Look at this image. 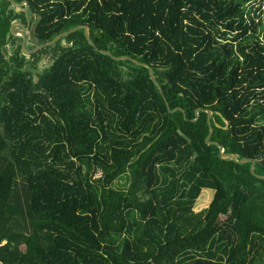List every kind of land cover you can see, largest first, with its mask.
<instances>
[{
    "label": "trees",
    "instance_id": "obj_1",
    "mask_svg": "<svg viewBox=\"0 0 264 264\" xmlns=\"http://www.w3.org/2000/svg\"><path fill=\"white\" fill-rule=\"evenodd\" d=\"M21 1L34 46L85 25L185 117L82 29L23 54L0 0V264H264V180L193 121L264 176L255 0Z\"/></svg>",
    "mask_w": 264,
    "mask_h": 264
},
{
    "label": "water",
    "instance_id": "obj_2",
    "mask_svg": "<svg viewBox=\"0 0 264 264\" xmlns=\"http://www.w3.org/2000/svg\"><path fill=\"white\" fill-rule=\"evenodd\" d=\"M7 1L9 2L10 6L15 9V11H19L20 7L23 6L22 11H23V14H24V17H25V20H26V25L23 26L20 22H17V21H13L9 25V30H10L11 34L19 35L21 37L20 48H21V52L23 54L34 53V52L38 51L39 49H41L43 47H47V46H50L52 44H55L58 40H60V39H62L64 37H67L68 35L72 34V32H74L76 30L82 29V33H83L84 39L86 40L88 45L90 47H93L98 53L106 55V56L110 57L111 59H113L114 61L128 60V61H131L133 64H135L137 66L145 67L148 70V76H149L150 81L153 83L154 86H156V88L158 89V91L162 95V97H163V99L165 101L167 110L169 111V113H174L175 111H181L183 113V116L185 117V112L181 108H174L172 110L170 109V107H169V105H168V103H167V101H166V99H165V97L163 95L162 88L159 86V84L155 80V77L153 75V70H152V68L149 65H147L145 63L138 62L136 59L131 58L129 56L115 57L110 52H108L106 50H99L95 46V44H93L91 42V40L89 38V35H88L87 26H85V25L84 26H81V25L75 26V27H73L72 29H70L68 31H65V32H62V33L58 34L51 41H46V42L37 44L31 49H25L24 48L25 32H27V30H29V28H30L29 16H27V4H26L25 1H21L18 4L14 3L12 0H7ZM13 27H18V29L14 30ZM201 110H204L205 113H206L205 121H206V124L208 126V134L204 138L205 144H213V145H215L217 147V152H218L219 157L226 158V159H231V160H233L236 163L250 162L249 170H250L251 175L254 176L256 179L264 180V176L256 175V173L254 172V161L253 160H250L247 157L238 158L232 152H225L224 148H223V145L221 143H218L217 141H214V140H209V137H210V135L212 133V130H213V127H212L211 122H210L211 111L209 109H202V108L196 109L195 110V118L193 119V121L196 120L197 114ZM212 124H213V126H218V124L215 121H212Z\"/></svg>",
    "mask_w": 264,
    "mask_h": 264
},
{
    "label": "rangeland",
    "instance_id": "obj_3",
    "mask_svg": "<svg viewBox=\"0 0 264 264\" xmlns=\"http://www.w3.org/2000/svg\"><path fill=\"white\" fill-rule=\"evenodd\" d=\"M260 3H261V0H255V2H254V6H253L254 10H253L252 16L254 18L255 23H257L258 21H260L264 18V14H262V12L256 10V7L259 6ZM263 9H264V4H262L261 11H263ZM36 21H37V18L34 19V23H33V25L30 26V29L27 30V32H25V34L27 33V36H29L27 38L25 37V41H24V48L25 49H31L34 46L35 41L32 37V28H33L34 24L36 23ZM13 29H18V28L13 27ZM48 62H49L48 59L41 60L39 62V68L38 69L40 70L43 67H45L46 65H48ZM118 183H122V181H119ZM212 194H213V191L210 189H201L197 199L194 202L193 211L198 212V211L203 210L208 205L209 201L211 200Z\"/></svg>",
    "mask_w": 264,
    "mask_h": 264
},
{
    "label": "flooded vegetation",
    "instance_id": "obj_4",
    "mask_svg": "<svg viewBox=\"0 0 264 264\" xmlns=\"http://www.w3.org/2000/svg\"><path fill=\"white\" fill-rule=\"evenodd\" d=\"M13 1V0H12ZM21 8V7H20ZM18 22V21H17Z\"/></svg>",
    "mask_w": 264,
    "mask_h": 264
}]
</instances>
